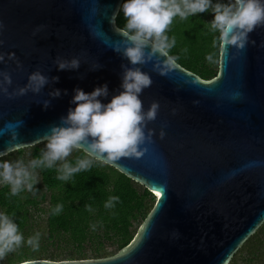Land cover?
I'll return each instance as SVG.
<instances>
[{
	"label": "water",
	"instance_id": "95a60500",
	"mask_svg": "<svg viewBox=\"0 0 264 264\" xmlns=\"http://www.w3.org/2000/svg\"><path fill=\"white\" fill-rule=\"evenodd\" d=\"M122 2L0 0V157L66 127L76 89L91 93L106 84L108 96L99 99L107 104L123 91L125 72L138 69L151 80L139 95L142 111L157 106L155 118L142 124L140 154L109 162L86 143L79 149L143 185L154 205L118 253L67 261L230 264L264 224V26L248 34L242 49L220 44L210 79L178 62L162 74L167 57L149 60L151 45L144 63L123 55L125 37L116 25ZM74 59L78 69L59 70ZM36 73L48 79L39 91L31 80Z\"/></svg>",
	"mask_w": 264,
	"mask_h": 264
},
{
	"label": "clouds",
	"instance_id": "9594fccd",
	"mask_svg": "<svg viewBox=\"0 0 264 264\" xmlns=\"http://www.w3.org/2000/svg\"><path fill=\"white\" fill-rule=\"evenodd\" d=\"M214 14L209 27L219 32V41L222 47L238 45L241 49L247 43V37L257 26H264V0H228L227 3L213 0H123L119 11L126 21L121 30L125 37L123 55L135 65L145 62V49L151 45L152 55L159 53L167 57L162 74L177 67L176 58L169 54L175 46V37L171 39L166 34L170 30L175 18L187 20L205 12ZM2 26V25H0ZM119 51V48L116 49ZM2 59V57H0ZM206 59H211L210 56ZM79 68V61L60 62L59 70H74ZM58 81V77L55 78ZM35 90L39 91L48 83V79L36 73L31 77ZM151 84L147 74L140 70H127L123 77L122 89L119 95L104 104L99 98L108 96V87L105 84L97 87L91 93L76 89L68 116L63 123L66 127L52 129L48 138L47 151L42 159L33 160L31 167L45 165L52 168L57 161L68 157L74 148L78 149L81 143L88 144L89 149L99 156H104L109 162L116 161L124 156L139 155L138 145L144 140L142 124L145 120H152L156 116L157 106L154 104L148 112L142 111V102L139 99L144 88ZM60 90L52 95L60 96ZM47 107V102L45 104ZM90 167L89 160L77 161L76 167L63 165L61 180H67L74 173ZM0 179L3 184L11 186V194L17 195L27 187L32 190L33 177L26 167L17 163H0ZM32 181V182H29ZM118 197H112L106 207H112ZM62 205H57L55 212L61 211ZM90 210V209H89ZM37 238H29L28 245L38 250ZM24 242L23 233L14 222L13 217L0 211V260L8 253L14 252ZM24 264H52L51 261L27 260ZM62 264H76L75 261H63Z\"/></svg>",
	"mask_w": 264,
	"mask_h": 264
},
{
	"label": "trees",
	"instance_id": "16d2710c",
	"mask_svg": "<svg viewBox=\"0 0 264 264\" xmlns=\"http://www.w3.org/2000/svg\"><path fill=\"white\" fill-rule=\"evenodd\" d=\"M227 3L228 0H213V3ZM123 3V2H122ZM214 14L208 12L189 17L187 20L174 19L169 38L175 37V46L169 54L176 62L186 69L195 72L204 79H210L218 72L219 32L209 27ZM126 21L122 12L118 11L116 25L124 28ZM210 56L211 59H206ZM45 142L32 146L30 157L24 150L18 149L0 157V163L12 165L20 163L38 174L34 177L31 191L25 186L17 195L11 194V186L5 185L0 179V211L10 214L24 234L32 223L35 211L46 212V223L50 237L64 238L74 252L83 256L88 247H93V258L107 257L118 253L134 238L139 226L151 211L154 203H150L153 194L121 173L114 167L94 159L81 149L74 148L64 160L57 161L52 168L40 165L31 167L33 160L42 159L47 151ZM89 160L90 167L74 173L67 180L58 179L62 175L64 164L77 166L79 160ZM32 182V181H29ZM112 197L119 199L112 207H106ZM47 202L44 208L42 204ZM57 205H62L59 213L55 212ZM90 209V210H89ZM263 231H256L234 255L230 264H235L242 252L249 256H264V225ZM105 242L113 246L110 254H105ZM82 258V257H81ZM31 259L21 251L12 254L6 263L13 264Z\"/></svg>",
	"mask_w": 264,
	"mask_h": 264
},
{
	"label": "rangeland",
	"instance_id": "374dc122",
	"mask_svg": "<svg viewBox=\"0 0 264 264\" xmlns=\"http://www.w3.org/2000/svg\"><path fill=\"white\" fill-rule=\"evenodd\" d=\"M216 65H218V61ZM47 142H45L46 145ZM31 149L32 146L23 148L24 154L30 157ZM28 171H32L29 165H28ZM32 172L34 174V177L39 179L38 174L35 171ZM155 199L156 198L153 195L150 199V203L152 202L154 203ZM46 206H47V202L42 204V207L45 208ZM262 227L263 226H261L258 229L259 233L263 231ZM37 234H39L38 235L39 248L38 250H34L33 246L28 245L27 240L29 238H37ZM104 247H105V254H110L112 252L113 246L105 242ZM92 249L93 247H88L86 249V254L83 256H79L74 252L72 246H69L67 244L64 238L58 239L55 237H50L46 223V212L38 210L35 211L34 217L32 218V223L27 228V232L24 234V242L18 248H16L14 252L8 253L2 259V261L3 263H6L7 257H9L14 253L18 254L21 251L26 253L31 259L38 258V259H48L53 261L73 260V259H94L93 257L96 256L92 253ZM237 260L238 261H236L235 264H264V256L253 257L246 254V252H242L240 255H238Z\"/></svg>",
	"mask_w": 264,
	"mask_h": 264
}]
</instances>
